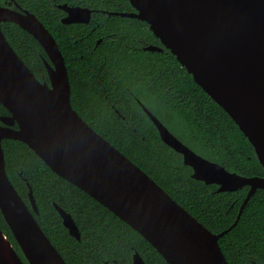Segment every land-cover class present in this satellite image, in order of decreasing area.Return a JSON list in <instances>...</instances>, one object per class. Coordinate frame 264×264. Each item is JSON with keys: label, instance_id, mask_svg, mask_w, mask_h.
<instances>
[{"label": "water", "instance_id": "water-1", "mask_svg": "<svg viewBox=\"0 0 264 264\" xmlns=\"http://www.w3.org/2000/svg\"><path fill=\"white\" fill-rule=\"evenodd\" d=\"M130 12H108L146 21L192 74L194 81L237 123L264 167V0H129ZM14 3L15 7H12ZM63 23H89L93 10L60 4ZM14 22L42 45L49 81L40 80L7 39L3 22ZM101 39L97 43H100ZM145 49L162 51L149 44ZM62 50L45 24L14 0L0 3V210L29 264H69L18 192L7 170L4 139L27 144L59 176L106 206L138 231L168 264H229L219 239L241 218L264 176H244L197 153L140 102L161 140L180 153L192 177L218 192L248 187L236 221L215 233L178 203L139 165L97 132L74 108ZM17 126V127H15ZM69 233L81 239L73 216L55 204ZM0 264H27L0 226ZM133 264H146L139 252ZM259 264V263H256Z\"/></svg>", "mask_w": 264, "mask_h": 264}, {"label": "trees", "instance_id": "trees-1", "mask_svg": "<svg viewBox=\"0 0 264 264\" xmlns=\"http://www.w3.org/2000/svg\"><path fill=\"white\" fill-rule=\"evenodd\" d=\"M8 0H0L3 4ZM45 24L64 55L71 101L102 136L139 165L178 203L215 233L236 221L248 187L218 192L192 177L182 155L165 144L142 102L178 138L200 155L244 176H264L251 142L209 96L146 21L108 12H130L129 0H15ZM93 10L89 23H63L60 4ZM10 44L40 78L49 81L40 42L14 22H3ZM101 39L100 43H97ZM149 44L162 51L145 49ZM140 101V102H139ZM9 114L0 103V118ZM1 123V122H0ZM7 173L36 219L69 264H168L138 231L87 192L55 173L27 144L4 139ZM55 204L76 221L81 239L69 233ZM0 226L29 264L0 210ZM229 264H264V189L246 204L237 225L219 239Z\"/></svg>", "mask_w": 264, "mask_h": 264}, {"label": "flooded vegetation", "instance_id": "flooded-vegetation-1", "mask_svg": "<svg viewBox=\"0 0 264 264\" xmlns=\"http://www.w3.org/2000/svg\"><path fill=\"white\" fill-rule=\"evenodd\" d=\"M9 2H10V0H8V1H5L4 3H3V5H9ZM14 2H16L15 0H14ZM12 7H15L14 6V3H13V5H12ZM47 54V53H46ZM47 57H48V55H47ZM48 60H49V57L47 58ZM47 69V68H46ZM33 71V70H32ZM48 73V72H47ZM37 76V75H36ZM38 77V76H37ZM39 78V77H38ZM40 79V78H39ZM40 80H44V79H40ZM1 122V121H0ZM15 127H17V126H15ZM21 256V255H20ZM24 260V259H23ZM25 261V260H24Z\"/></svg>", "mask_w": 264, "mask_h": 264}]
</instances>
